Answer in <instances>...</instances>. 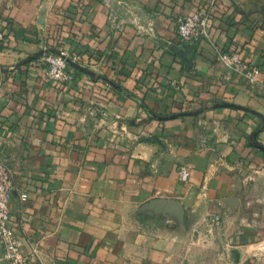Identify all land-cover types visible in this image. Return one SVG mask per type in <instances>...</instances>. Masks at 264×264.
I'll list each match as a JSON object with an SVG mask.
<instances>
[{"label":"crops","instance_id":"crops-1","mask_svg":"<svg viewBox=\"0 0 264 264\" xmlns=\"http://www.w3.org/2000/svg\"><path fill=\"white\" fill-rule=\"evenodd\" d=\"M202 7L210 35L182 40ZM0 24V161L30 264H264V0H0ZM61 50L68 82L45 71ZM234 51L257 81L224 66Z\"/></svg>","mask_w":264,"mask_h":264},{"label":"built area","instance_id":"built-area-1","mask_svg":"<svg viewBox=\"0 0 264 264\" xmlns=\"http://www.w3.org/2000/svg\"><path fill=\"white\" fill-rule=\"evenodd\" d=\"M213 14L206 8H198L185 14L179 23L178 32L182 40L195 41L201 36L210 35L213 25ZM6 35L0 24V43L5 41ZM220 59L224 66L239 75L245 77L251 82L259 79L260 70L245 63L240 53L223 52ZM45 71L50 79L59 82H68L75 77V70L70 64L66 50L59 52L46 51L44 54ZM179 178L182 181H188L191 176V166L187 163L179 166ZM13 191V179L8 167L0 161V246L3 249V258L8 264H30L28 255L21 247L20 239L14 226L11 225V197ZM26 198L27 193H22ZM222 219L220 215L212 218L213 231L221 226Z\"/></svg>","mask_w":264,"mask_h":264},{"label":"water","instance_id":"water-1","mask_svg":"<svg viewBox=\"0 0 264 264\" xmlns=\"http://www.w3.org/2000/svg\"><path fill=\"white\" fill-rule=\"evenodd\" d=\"M262 129H264V126L262 127ZM259 131H256L255 133H253L252 135V139H253V144L256 145L257 147H260L261 149H264V144H262L258 138H257V134Z\"/></svg>","mask_w":264,"mask_h":264},{"label":"trees","instance_id":"trees-1","mask_svg":"<svg viewBox=\"0 0 264 264\" xmlns=\"http://www.w3.org/2000/svg\"><path fill=\"white\" fill-rule=\"evenodd\" d=\"M70 64H71V62H70ZM71 66H72V64H71ZM73 67V66H72Z\"/></svg>","mask_w":264,"mask_h":264}]
</instances>
